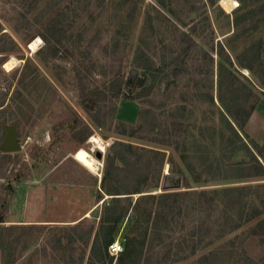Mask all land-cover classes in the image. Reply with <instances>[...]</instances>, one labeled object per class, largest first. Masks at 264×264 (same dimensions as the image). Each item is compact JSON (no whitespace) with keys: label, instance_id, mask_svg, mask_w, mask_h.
Instances as JSON below:
<instances>
[{"label":"rangeland","instance_id":"rangeland-1","mask_svg":"<svg viewBox=\"0 0 264 264\" xmlns=\"http://www.w3.org/2000/svg\"><path fill=\"white\" fill-rule=\"evenodd\" d=\"M237 1L227 12L219 0H0V145L9 126L21 145L0 153V225L6 240L17 242L14 264H116L126 237L147 229L141 264L161 263L167 248L152 240L145 213L132 211L109 255L103 249L91 261L106 197L100 179L117 140L164 152L161 180L168 166L183 179L174 191H188L165 223L172 253L180 248L166 264H264V171L244 175L238 166L255 165L245 144L264 162L255 147L264 151V46L243 55L264 39V0ZM38 37L43 44L33 53ZM12 56L19 65L7 71ZM231 71L250 113L245 130L237 129L241 138L222 114L220 97H233ZM130 75L137 85L146 78L152 90L140 95L141 88L128 87L115 97L110 88ZM76 131L91 135L82 143ZM95 134L105 146L100 176L74 157L80 148L98 157ZM161 202L143 205L156 210ZM254 208L261 215L245 220ZM229 217L240 226L225 227ZM3 255L0 247V264Z\"/></svg>","mask_w":264,"mask_h":264},{"label":"trees","instance_id":"trees-1","mask_svg":"<svg viewBox=\"0 0 264 264\" xmlns=\"http://www.w3.org/2000/svg\"><path fill=\"white\" fill-rule=\"evenodd\" d=\"M239 21L240 20L238 19L235 24H241ZM262 46H264V39H260L258 42L250 46L243 53V55L250 54L257 51L258 49L260 50ZM241 64L244 65L243 63ZM230 75V87L233 92V97L230 99V102L225 101L222 96L220 97L222 108L226 112L227 116L224 112L222 114L226 119L229 128L237 137L241 138L238 130H245V127L250 119V113L247 111L246 106L242 105L238 96V91L240 90L238 77L232 71L230 72ZM146 82L147 79L145 78L143 84L137 85L138 77L130 75L126 82H124L122 79L119 80V83L116 85V90L115 87H111L110 91L113 92L115 97H118L122 95V91L124 88H133L137 86L142 89L139 94L145 95L142 92L149 93L153 88L152 84L148 86L146 85ZM241 84L242 88H247L244 83ZM100 94L101 93H95L94 96L96 97V102L100 101V99L102 100V98H99ZM106 96L107 95L104 94V97ZM1 106L2 105H0V107ZM139 119L141 120L139 124V130L141 131L142 129H144V123H146L145 113L140 112ZM122 126L125 127V125ZM90 135L91 131H89L88 133H79V131H76V133L74 134V136L78 138L82 143L86 142ZM244 146H246V148L250 152L252 159L255 161V165L253 167H248L246 164H239L238 166L244 168L243 174H259L264 171V162H261L254 155L249 146H247L246 144ZM255 147L258 149L259 155L264 159V151L262 149L263 147H259V145L257 144L255 145ZM1 152L4 153L2 150H0V153ZM161 154H164V152L147 147H138L137 145L122 140L115 141L113 146L110 148V153H108L105 158L104 175L100 182V185L105 189L104 194L113 197L101 198L103 200L102 213L99 222V229L94 235L91 261L93 257H95V255H97L103 249L105 250V254L109 255L108 248L115 241V234L117 232L118 225L122 221V219L129 214L130 211L136 212L137 214L145 213V216H147V219L145 220V223H147V228H150L149 224H151L152 234L154 235L152 240L154 242H158L159 244H164V246L167 248V250H165L162 256L159 258V262H161L160 264L171 262L172 259L170 256H172V254L177 255L179 253L180 248L178 249V251H176V253H172L173 243H166V235L164 231L166 227L165 223L167 221H170L169 218L176 214L175 210L177 208L180 210L177 205L178 200L184 197L186 192L188 191L141 194L135 201L133 199H130L132 198V196L129 195L141 192L147 193L150 191L148 189L153 187H155L154 189L159 188L162 177L163 159H158V157ZM182 156L186 164L192 169L193 172H195V166L190 161L187 153L184 150H182ZM27 167L28 166H26V168ZM3 174L4 173H0V176H3ZM18 175L19 173H16V176ZM25 176V178H30L31 172L28 171L27 173H25ZM213 176L214 175H209L208 177L213 178ZM199 178L201 179V177ZM8 193V198H11L12 194L14 193V188L11 185L8 189ZM155 199H159L160 201H162L161 205L157 207L156 210L152 208H144L143 203H147ZM171 199L173 203H168V201H170ZM7 204L8 199L6 203H3L6 213ZM232 210L233 208L228 209L227 214H231ZM260 215V209L254 208L247 214V218L245 220H254ZM237 219L242 220L243 217H238ZM235 220L236 219H234L233 217H229L227 218V223H224L223 225L226 227L229 224H234ZM259 225L261 228H264V220H262ZM232 226V228L239 227L240 223L237 222ZM201 228H203V226H201ZM8 229L11 230L10 227ZM4 230L5 229H3V227H1L0 225V247L4 253L2 262L3 264H14V252L17 242L7 241L3 233ZM221 230H223L221 232H224L225 229L223 228ZM147 234H149L148 229L145 231V233H143L141 237H137V235H133V233L132 235H128L126 237L127 242L125 243L124 249L119 254L116 264H141V258L144 255L143 249L146 245L148 237ZM8 250L11 252V254L9 255L7 254Z\"/></svg>","mask_w":264,"mask_h":264},{"label":"bare ground","instance_id":"bare-ground-1","mask_svg":"<svg viewBox=\"0 0 264 264\" xmlns=\"http://www.w3.org/2000/svg\"><path fill=\"white\" fill-rule=\"evenodd\" d=\"M219 4L227 12H233L237 8L236 0H219ZM30 43L31 44L29 45V50L35 53L41 48L43 44V39L41 37H38L36 40H34L33 42L31 41ZM18 65L19 60L14 56L4 62V68L7 71L14 70ZM90 142L94 143L96 149L99 151H103L105 149L104 141L98 134L92 135ZM79 150V152L77 151V154L75 153V158L77 159V161H79L86 169L90 170L92 173H95L100 176L99 169L101 166V161L99 160V158L91 152H88L83 149ZM166 172H169L168 166H166L165 173ZM90 213L91 211L87 212L85 217L90 216Z\"/></svg>","mask_w":264,"mask_h":264},{"label":"water","instance_id":"water-1","mask_svg":"<svg viewBox=\"0 0 264 264\" xmlns=\"http://www.w3.org/2000/svg\"><path fill=\"white\" fill-rule=\"evenodd\" d=\"M139 83H141V80H139ZM0 149L3 152H7V153L17 152L21 149V145L18 142V140L16 139V131H15L14 126L8 127L4 141L0 145ZM97 156H98V158L102 159L103 158L102 152L98 151ZM101 180L102 179H100V182H101ZM182 185H183L182 176L177 175V174H173L171 172H168V173L166 172L164 174L163 181L161 180V184H160L158 191L147 192V193H143V194H157V193H162V192H170V191H174V190H179L180 188H182ZM110 197H113V196L106 194L105 198H110ZM102 203H103V200H102Z\"/></svg>","mask_w":264,"mask_h":264},{"label":"built area","instance_id":"built-area-1","mask_svg":"<svg viewBox=\"0 0 264 264\" xmlns=\"http://www.w3.org/2000/svg\"><path fill=\"white\" fill-rule=\"evenodd\" d=\"M236 4H237V7H238V6H239V3H238L237 0H236ZM80 149H83V148H80ZM78 150H79V149H78ZM78 150H77V151H78ZM77 151H75L76 154H77L80 150H79L78 152H77ZM86 151H87V150H86ZM88 152H90V151H88ZM75 153H74V157H75ZM75 159H76V158H75ZM76 160H77V159H76Z\"/></svg>","mask_w":264,"mask_h":264},{"label":"crops","instance_id":"crops-1","mask_svg":"<svg viewBox=\"0 0 264 264\" xmlns=\"http://www.w3.org/2000/svg\"><path fill=\"white\" fill-rule=\"evenodd\" d=\"M91 209H92V208H91ZM91 209H90V210H91ZM90 210H88V211H90ZM88 211H87V212H88ZM84 216H85V215H84Z\"/></svg>","mask_w":264,"mask_h":264}]
</instances>
